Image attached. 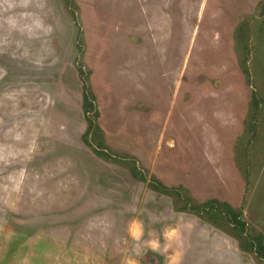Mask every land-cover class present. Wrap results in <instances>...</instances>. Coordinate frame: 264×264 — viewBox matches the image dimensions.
Masks as SVG:
<instances>
[{
    "label": "rangeland",
    "instance_id": "rangeland-1",
    "mask_svg": "<svg viewBox=\"0 0 264 264\" xmlns=\"http://www.w3.org/2000/svg\"><path fill=\"white\" fill-rule=\"evenodd\" d=\"M188 198L264 236V0H0V264H264Z\"/></svg>",
    "mask_w": 264,
    "mask_h": 264
},
{
    "label": "trees",
    "instance_id": "trees-1",
    "mask_svg": "<svg viewBox=\"0 0 264 264\" xmlns=\"http://www.w3.org/2000/svg\"><path fill=\"white\" fill-rule=\"evenodd\" d=\"M244 65L246 72L249 73V69L246 66V60L244 62ZM254 105L256 108L255 110L257 111L259 106V99L256 93L254 94ZM83 111L88 120V129L83 134L84 141L90 145H92L93 143L98 144V147H96L95 150L103 157L109 156V153L104 149L105 146L103 147L104 140L102 130L99 124L97 123L96 119L98 117V111L97 105L95 103V98L88 86L83 92ZM254 117L256 119L255 115ZM134 174L139 176L140 173L138 171H134ZM141 176L142 178H144L143 175ZM152 185L156 190H159L161 192H174L181 195L179 189L177 188L164 187V185L156 182L152 183ZM186 202L187 203L185 204V206L181 209L186 210L188 208H192L198 213L203 212L213 219H217L222 222L224 221L228 224H231V226L235 229L237 236L240 239H243L242 244L244 248L250 251H254L259 257L264 258V236H251L247 233V223L243 218L242 209H236L229 203L221 202L217 199H210L198 205H193L189 198L186 199Z\"/></svg>",
    "mask_w": 264,
    "mask_h": 264
}]
</instances>
